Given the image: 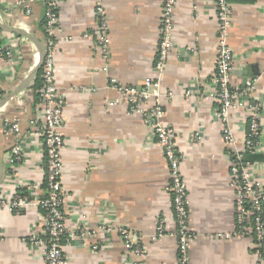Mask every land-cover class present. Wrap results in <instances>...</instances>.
<instances>
[{"label": "crops", "instance_id": "crops-1", "mask_svg": "<svg viewBox=\"0 0 264 264\" xmlns=\"http://www.w3.org/2000/svg\"><path fill=\"white\" fill-rule=\"evenodd\" d=\"M98 5L108 24L105 51L97 35ZM230 6L231 83L247 90L251 101L263 103L258 153L264 155V0H230ZM59 8L54 82L64 100L60 131L66 142L62 183L68 230L117 229L92 237L100 244L97 251L89 239L68 243V264H133L136 258L127 253L120 228L134 233L145 247V264H178L167 158L145 113L132 111L114 87L140 90L147 78L157 76L161 0H63ZM44 12L40 0H0V41L13 48L10 61L0 57V264H45L41 247L30 240L41 237L44 228L35 202L39 195L31 194L30 202L17 210L1 203L44 177V147L31 124L42 111L33 85L40 49L47 43ZM219 27L215 0H178L175 46L160 77L162 121L174 129L183 155L180 167L193 235L190 263L264 264L254 240L235 227L236 193L227 153L231 145L223 137L212 81ZM169 92L173 98L166 96ZM112 101L117 105H109ZM152 104L144 107L149 111ZM250 114L248 109L232 113L233 148L243 146ZM7 121H19L20 135L4 132ZM197 133L201 139L193 141ZM16 141L23 146L20 164L9 162ZM252 179L264 190V161L255 163ZM162 215L167 217L166 234L154 239Z\"/></svg>", "mask_w": 264, "mask_h": 264}, {"label": "built area", "instance_id": "built-area-1", "mask_svg": "<svg viewBox=\"0 0 264 264\" xmlns=\"http://www.w3.org/2000/svg\"><path fill=\"white\" fill-rule=\"evenodd\" d=\"M45 4V29L51 37H55L58 29V16L55 9L60 7L63 0H40ZM178 0H161V28L160 42L155 62L156 77L147 78L145 83L138 90L136 87H121L115 85L122 99L128 104L132 111L145 113L147 122L155 137V141L163 148L165 157L169 165V181L167 190L171 197V206L177 224L176 234L178 236V264H191L189 259V248L193 235L188 225L189 201L187 196V183L181 171V161L183 155L177 142V135L171 127L164 125L162 118L164 114L161 97L164 96L161 87V75L167 67L171 51L175 46L174 29L176 6ZM216 17L219 21V55L215 65V71L212 81L216 85L215 99L218 102L217 116L223 124V137L231 145L227 152L230 157V178L231 185L236 193V221L239 234L251 237L254 240L255 253L262 256L264 251V190L252 179V169L255 163L249 162L243 164L244 154L260 152L259 148V119L263 103L254 102L248 99L247 90H237L231 83V72L235 62V57L228 45V35L231 26V6L230 0H215ZM99 27L97 35L104 43L108 41V24L105 20L104 10L98 5ZM55 38L47 40V55L42 66L43 85L40 90V104L42 106L41 117L31 121L35 135L42 140V145L47 151V163L42 164L44 176L48 175L49 187H42V181L39 183H30L25 188L28 196H22L18 193L8 199L1 200L5 206L17 210L27 205L31 200V194L39 195L36 197V203L40 209H46L43 213L44 228L41 237H31V243L41 247L44 255L45 264H68L65 255V247L76 238L89 239L92 249L97 251L100 244L92 238L99 233H112L117 231L111 226L101 225L98 229L81 227L75 231H69L67 225V215L64 210V204L67 198L63 188L62 177L64 174V165L62 151L65 148V138L60 131L63 123L64 100L59 94L55 85L54 75V47ZM0 57L11 60L13 57V48L0 41ZM108 71V67H104ZM1 88V84H0ZM173 98V93L166 94ZM148 102H153L148 111L144 107ZM117 101H112L109 105H117ZM241 109L250 111L249 133L245 142L240 148H233L236 139L230 124V118L233 112ZM248 128V127H247ZM4 132L6 134L20 135L19 121H7ZM252 137H258V141H253ZM20 139V138H19ZM201 136L197 133L193 135V141H200ZM45 152V150H44ZM237 157L232 159V155ZM23 160V146L16 141L10 150L9 162L20 164ZM44 178V177H43ZM40 191V192H38ZM251 203V208L246 204ZM84 217V213L81 215ZM167 217L160 216L157 220V227L154 239L161 238L166 234ZM118 232L125 242L127 253L135 257L133 264H145L146 249L138 241V237L129 230L120 228ZM230 237V234H226Z\"/></svg>", "mask_w": 264, "mask_h": 264}, {"label": "trees", "instance_id": "trees-1", "mask_svg": "<svg viewBox=\"0 0 264 264\" xmlns=\"http://www.w3.org/2000/svg\"><path fill=\"white\" fill-rule=\"evenodd\" d=\"M45 10H46V7H45ZM55 11V13L58 15L59 14V11H58V9H55L54 10ZM45 16H43V20H42V29H43V32L45 33V36H46V38H47V40H53L54 38L53 37H51L48 33H47V31H46V29H45V24H46V21H45ZM42 73H43V71H42V68H41V70L39 71V74H38V76H37V78H36V80H35V83H34V85H33V89H34V91H35V101H36V103H40V90H41V87H42V85H43V77H42ZM247 135H248V133H249V123L247 124ZM253 141H258V137H252L251 138ZM45 150V152H44V160H43V163H44V165H46V163H47V151H46V148L44 149ZM235 157H237L235 154H233L232 155V159H235ZM260 161H264V155H261V154H259V153H250L249 151H247L245 154H244V156H243V158H242V163L243 164H245V163H247V162H249V163H251V164H253V163H256V162H260ZM42 187H44V188H48L49 187V180H48V175H47V173H46V175L44 176V178H43V180H42ZM18 193L19 194H21L22 196H28L29 197V193H28V191L26 190V188H22V189H19V191H18ZM246 206H247V208H251V203H247L246 204ZM263 207H264V205H263ZM41 211H42V213H46V209H40ZM237 217V216H236ZM263 221H264V217H263ZM238 223H237V221H236V223H235V227H236V229H238ZM254 240H256L255 239V237H254ZM256 249H254V251H255ZM262 255H264V251H263V253H262Z\"/></svg>", "mask_w": 264, "mask_h": 264}, {"label": "water", "instance_id": "water-1", "mask_svg": "<svg viewBox=\"0 0 264 264\" xmlns=\"http://www.w3.org/2000/svg\"><path fill=\"white\" fill-rule=\"evenodd\" d=\"M40 57H39V62H38V65L36 67V70L34 72V78L35 76L37 75V73L39 72V70L41 69V67L43 66V63H44V60H45V57L47 55V49L46 47H43L40 49V53H39Z\"/></svg>", "mask_w": 264, "mask_h": 264}]
</instances>
